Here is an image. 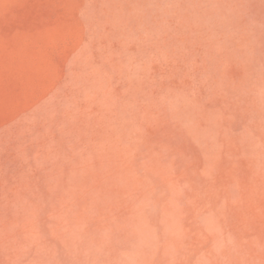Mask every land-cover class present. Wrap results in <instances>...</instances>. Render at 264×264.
Here are the masks:
<instances>
[{
    "label": "rangeland",
    "instance_id": "rangeland-1",
    "mask_svg": "<svg viewBox=\"0 0 264 264\" xmlns=\"http://www.w3.org/2000/svg\"><path fill=\"white\" fill-rule=\"evenodd\" d=\"M0 264H264V0H0Z\"/></svg>",
    "mask_w": 264,
    "mask_h": 264
}]
</instances>
